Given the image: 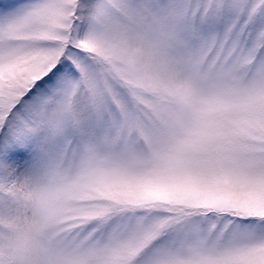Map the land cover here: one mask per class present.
<instances>
[{
    "label": "snow or ice",
    "instance_id": "1",
    "mask_svg": "<svg viewBox=\"0 0 264 264\" xmlns=\"http://www.w3.org/2000/svg\"><path fill=\"white\" fill-rule=\"evenodd\" d=\"M0 264H264V0H0Z\"/></svg>",
    "mask_w": 264,
    "mask_h": 264
}]
</instances>
